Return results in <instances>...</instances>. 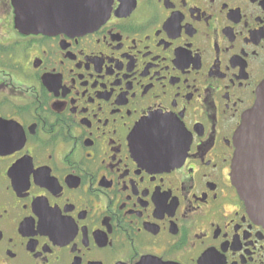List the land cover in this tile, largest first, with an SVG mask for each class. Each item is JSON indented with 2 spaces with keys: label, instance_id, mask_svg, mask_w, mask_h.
Returning <instances> with one entry per match:
<instances>
[{
  "label": "flooded vegetation",
  "instance_id": "af4514ba",
  "mask_svg": "<svg viewBox=\"0 0 264 264\" xmlns=\"http://www.w3.org/2000/svg\"><path fill=\"white\" fill-rule=\"evenodd\" d=\"M99 5L22 33L0 0V264H264L231 176L264 0Z\"/></svg>",
  "mask_w": 264,
  "mask_h": 264
},
{
  "label": "water",
  "instance_id": "95a60500",
  "mask_svg": "<svg viewBox=\"0 0 264 264\" xmlns=\"http://www.w3.org/2000/svg\"><path fill=\"white\" fill-rule=\"evenodd\" d=\"M17 29L47 33L70 26L83 32L109 14L99 0H13ZM69 3V5H67ZM255 102L235 130L231 176L246 207L264 223V79L256 88Z\"/></svg>",
  "mask_w": 264,
  "mask_h": 264
}]
</instances>
